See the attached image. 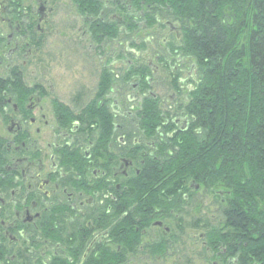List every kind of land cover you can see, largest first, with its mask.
<instances>
[{"label":"flooded vegetation","instance_id":"1","mask_svg":"<svg viewBox=\"0 0 264 264\" xmlns=\"http://www.w3.org/2000/svg\"><path fill=\"white\" fill-rule=\"evenodd\" d=\"M150 2L0 0V264H260L230 188L171 185L199 62Z\"/></svg>","mask_w":264,"mask_h":264},{"label":"trees","instance_id":"2","mask_svg":"<svg viewBox=\"0 0 264 264\" xmlns=\"http://www.w3.org/2000/svg\"><path fill=\"white\" fill-rule=\"evenodd\" d=\"M181 1L171 3L196 20L186 42L200 77L189 106L192 142L181 147L189 151L174 170L180 177L166 186L193 179L230 188L246 250L264 264V0Z\"/></svg>","mask_w":264,"mask_h":264},{"label":"rangeland","instance_id":"3","mask_svg":"<svg viewBox=\"0 0 264 264\" xmlns=\"http://www.w3.org/2000/svg\"><path fill=\"white\" fill-rule=\"evenodd\" d=\"M190 11H191V9L188 8L186 13L187 14H192ZM187 16H189V15H187ZM53 20H54L53 25L56 28V33L54 34V43H62V42L65 41V37L63 35V27H65V22H64L65 18L62 17L61 14H58ZM183 21H185L184 24L187 26V28H191L192 29V27H193V29L197 30V23H196L195 18L192 17V15H190V18H183ZM195 33H197V32H195ZM41 58H43V53L42 52H41ZM61 91H64V87H62ZM187 141H188V144L190 142H192L191 139H190V136L187 138L186 144H187ZM192 214L193 213H191L190 209L185 211L184 216H183L184 217V220H183V227L184 228L188 227V224L190 223L188 221L190 220ZM183 245H184L185 249H187L189 247V244L187 242H184Z\"/></svg>","mask_w":264,"mask_h":264},{"label":"bare ground","instance_id":"4","mask_svg":"<svg viewBox=\"0 0 264 264\" xmlns=\"http://www.w3.org/2000/svg\"><path fill=\"white\" fill-rule=\"evenodd\" d=\"M146 1L149 2L150 4H153V3L150 2L151 0H146ZM163 1H165V0H163ZM174 1H176V0H169V4H170L171 6H173V7H174V5H172L171 2H174ZM180 1H181V0H180ZM181 2H182V1H181ZM182 3H183V2H182ZM154 6H155V5H154ZM174 8L177 9V7H174ZM181 147H182V148H187V147H188V144H184V145H182ZM182 148H179L178 154H176V155L172 158V161L168 163V166H169V168L171 169V171L175 170L176 168H179L180 165L184 162V161H182V160H183V158H184V156H185V153L187 154V152L189 151V149H186V150H185V153H184V151H183Z\"/></svg>","mask_w":264,"mask_h":264}]
</instances>
